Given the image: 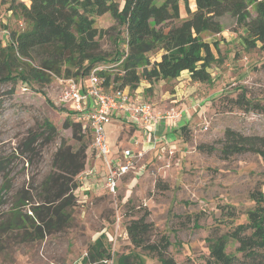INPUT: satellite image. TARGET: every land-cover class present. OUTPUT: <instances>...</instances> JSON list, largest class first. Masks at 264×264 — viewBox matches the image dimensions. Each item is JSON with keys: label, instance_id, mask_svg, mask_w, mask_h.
Segmentation results:
<instances>
[{"label": "rangeland", "instance_id": "obj_1", "mask_svg": "<svg viewBox=\"0 0 264 264\" xmlns=\"http://www.w3.org/2000/svg\"><path fill=\"white\" fill-rule=\"evenodd\" d=\"M11 1L0 0V22H7L6 30L1 27L0 38L6 45L10 32L25 28L19 16L10 11ZM113 1L121 9L125 0ZM18 2L30 5L28 0H15L13 4ZM186 17L183 10V18ZM94 18L95 27L108 32L101 40L99 53L114 57L116 51L125 50L117 20L110 13ZM221 23L223 34L203 35L208 42L219 44L210 82L192 81L184 73L178 80L158 82L152 87L143 82L140 86L144 102L160 108L159 112L176 109L182 112V118L176 127L173 122H161L168 127L162 130L158 125L154 145L151 134L140 130L133 136L150 151L122 180L116 195L109 194L101 185L86 190L80 181L81 174L74 227L37 242H27L12 234L0 237V264H91L90 250L97 254L93 249L99 238L104 239L114 264L124 258H128L129 264H160L148 252L135 248L127 234L129 222L145 212L150 214L147 220L155 225L156 237H170L168 257L174 258L176 264H207L208 239L247 223V212L254 208L250 194L264 191V159L252 153L225 158L220 150L229 128L264 137V115L231 109L229 102L245 90L264 104V51L245 45L244 29L231 15L221 18ZM152 57L160 58L157 54ZM111 64L99 67L107 70ZM10 88L4 85L0 92ZM61 89L55 78L43 87L19 85L13 95L0 97V161L4 166L0 172V224L24 196L34 194L52 170L54 155L63 143L77 148L85 143L83 133H74L73 127L66 124L71 109L60 101ZM126 90L135 99V90ZM45 118L53 122L56 135L42 128ZM81 122L88 124V120ZM183 126L188 128L185 134L181 132ZM133 133L129 125L120 130L107 127L111 146L115 142L120 147L132 146L133 140H128ZM35 136L38 137L34 139ZM209 146H214V150L210 151ZM87 153L84 172L103 169L100 160L92 163V146ZM93 179L89 178L86 184ZM100 179L98 173L97 182ZM4 186H9V190L4 191ZM22 209L32 214L28 206ZM237 247L236 242H231L226 252L240 257Z\"/></svg>", "mask_w": 264, "mask_h": 264}, {"label": "trees", "instance_id": "obj_2", "mask_svg": "<svg viewBox=\"0 0 264 264\" xmlns=\"http://www.w3.org/2000/svg\"><path fill=\"white\" fill-rule=\"evenodd\" d=\"M14 1L9 9L19 16L25 28L10 32L7 45L0 38V91L4 85L11 87L7 92H0V97L13 95L19 85L43 87L63 77L82 80L93 69L109 62L113 66L99 72L107 92L137 90L143 82L152 87L161 81L178 79L184 73L192 81L208 83L212 80L210 69L217 62L215 50H219V44L208 42L203 35L223 34L221 18L227 14L244 29L245 45L264 51V0H125L121 9L113 0H28L30 5L13 4ZM183 10L186 18L182 17ZM106 13L122 28L126 46L125 50L116 51L114 57L99 53L101 40L108 32L95 27L94 17ZM5 25L0 22V30L1 27L6 30ZM155 54L160 58L152 57ZM229 102L231 109L264 115V104L251 98L245 90ZM68 117L66 124L73 127L74 133H83L85 143L78 148L68 143L60 146L54 155L52 170L34 194L24 196L0 224V237L12 234L27 242H37L74 227L79 204L78 177L86 169L92 131L74 112H68ZM42 128L51 135L57 133L47 118ZM187 129L183 126L182 134ZM222 143L220 151L225 158L252 153L264 159L263 136L245 135L229 128ZM209 150L213 151L214 146H209ZM3 169L0 161V172ZM9 188L4 186L3 190ZM250 199L254 208L247 212V223L208 239L207 264H264V191H253ZM23 206H28L32 214L24 212ZM149 215L145 212L129 222L126 230L130 242L160 264H176L174 258L168 257L170 237H156L154 223L147 220ZM103 240L99 238L94 246L97 254L90 250L91 264L113 260ZM231 242L238 244L240 257L226 252ZM2 249L0 244V252ZM118 264H129L128 258L120 259Z\"/></svg>", "mask_w": 264, "mask_h": 264}, {"label": "built area", "instance_id": "obj_3", "mask_svg": "<svg viewBox=\"0 0 264 264\" xmlns=\"http://www.w3.org/2000/svg\"><path fill=\"white\" fill-rule=\"evenodd\" d=\"M103 70L97 67L82 80L63 77L58 78V82L62 87L60 101L68 105L80 121L88 120L92 131L93 157L100 160L104 169L102 175L99 174L101 179L97 186L101 185L109 194L116 195L122 180L136 169V164L150 150H146L143 143L131 136L128 141L133 140L132 146L119 147L114 151L108 139V125L116 119L125 124L141 126L145 133L151 134L154 145L157 143L155 130L158 125L163 121L177 123L182 118V112L176 109L159 112L148 102L134 100L126 89L105 91L104 79L99 76ZM97 176L95 168H90L82 173L80 181L85 186L89 178L96 179ZM91 184H87L86 190H91L95 185ZM110 261L113 264V260H105L104 263Z\"/></svg>", "mask_w": 264, "mask_h": 264}, {"label": "crops", "instance_id": "obj_4", "mask_svg": "<svg viewBox=\"0 0 264 264\" xmlns=\"http://www.w3.org/2000/svg\"><path fill=\"white\" fill-rule=\"evenodd\" d=\"M195 8H193V10H194ZM182 17H183V14H182ZM7 22H4V24H6ZM7 32V31H6ZM178 80V79H177ZM161 82H165V81H161ZM148 87H151V85H149ZM141 88H139V89H137V90H135V94H136V96L134 97L135 99L134 100H136V101H138V102H140V101H143V99H142V96L140 95V93H141V90H140ZM174 96L172 95V98H173ZM171 98V99H172ZM170 99V98H169ZM180 100V99H179ZM155 109L158 111H160V108H157V107H155ZM162 124H164L165 125V122H163ZM124 125H129L130 127H132V129H133V134H132V136H135L136 135V133L137 132H139L140 130L141 131H144L143 130V128L141 127V126H133V125H131V124H125L124 122H122V121H120V120H113L112 121V123L110 124V125H108V126H114V128L115 127H117L119 130L120 129H122V127H124ZM164 125H161V124H159V129H164L165 127L167 128L168 126L166 125V126H164ZM173 126L174 127H176V123H173ZM145 133V132H144ZM118 136H119V134H118ZM118 136H117V138H118ZM117 138H116V140H117ZM116 143V142H115ZM115 143H113L112 144V148H113V150L114 151H116V150H118V148L120 147V146H116V144ZM92 156V159H93V161H92V163H96V160H95V158L93 157V155H91ZM95 161V162H94ZM100 164H101V162H100ZM99 167V166H98ZM103 170L104 169H101V170H98V173L100 174V175H102V172H103ZM100 171V172H99ZM93 181L94 182H91L90 184H91V186L93 185V184H95V185H93V187H92V189H97V180L94 178L93 179ZM85 188H87V184L84 186Z\"/></svg>", "mask_w": 264, "mask_h": 264}]
</instances>
